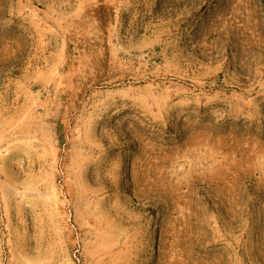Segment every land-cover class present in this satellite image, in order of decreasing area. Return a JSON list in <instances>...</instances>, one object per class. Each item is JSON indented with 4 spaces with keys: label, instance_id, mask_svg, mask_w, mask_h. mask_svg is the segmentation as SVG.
Masks as SVG:
<instances>
[{
    "label": "rangeland",
    "instance_id": "374dc122",
    "mask_svg": "<svg viewBox=\"0 0 264 264\" xmlns=\"http://www.w3.org/2000/svg\"><path fill=\"white\" fill-rule=\"evenodd\" d=\"M0 264H264V0H0Z\"/></svg>",
    "mask_w": 264,
    "mask_h": 264
}]
</instances>
